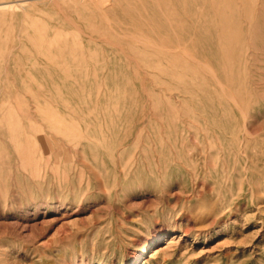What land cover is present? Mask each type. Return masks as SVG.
Returning a JSON list of instances; mask_svg holds the SVG:
<instances>
[{
	"label": "rangeland",
	"instance_id": "374dc122",
	"mask_svg": "<svg viewBox=\"0 0 264 264\" xmlns=\"http://www.w3.org/2000/svg\"><path fill=\"white\" fill-rule=\"evenodd\" d=\"M0 1V264H264V0Z\"/></svg>",
	"mask_w": 264,
	"mask_h": 264
},
{
	"label": "bare ground",
	"instance_id": "6f19581e",
	"mask_svg": "<svg viewBox=\"0 0 264 264\" xmlns=\"http://www.w3.org/2000/svg\"><path fill=\"white\" fill-rule=\"evenodd\" d=\"M16 1V0H15ZM24 1V0H23ZM26 1V0H25ZM219 1V0H218ZM1 2V1H0ZM20 2V1H19ZM57 2V1H56ZM213 2H214V0H213ZM9 3L10 2H2V3H0V8H6L8 5H9ZM12 3V2H11ZM227 3V2H226ZM225 3V4H226ZM235 3V2H234ZM85 4V3H84ZM87 4V3H86ZM211 4V3H210ZM212 4H214V3H212ZM93 5V4H92ZM215 5V4H214ZM213 5V6H214ZM223 5V4H222ZM96 6V5H95ZM227 7V6H226ZM219 8V7H218ZM225 8V7H224ZM95 9V8H94ZM101 9V8H100ZM231 8H229L228 9V11L230 10ZM86 10V9H85ZM95 11H97V10H95ZM224 12H225V9H224ZM100 13V12H99ZM234 13V12H233ZM103 14V13H102ZM230 14V13H229ZM104 15V14H103ZM227 15V14H226ZM225 15V16H226ZM224 16V17H225ZM227 17V16H226ZM228 18H229V16H228ZM230 19V18H229ZM225 20H226V18H225ZM229 21V20H228ZM228 23V22H227ZM236 23V22H235ZM229 25H231V24H229ZM221 26H222V24H221ZM227 28H229V27H227ZM226 28V29H227ZM225 30V29H224ZM229 30H230V28H229ZM227 31V30H226ZM230 32V31H229ZM228 32V33H229ZM223 33H225V32H223ZM238 34H240V33H238ZM218 35V34H217ZM216 35V36H217ZM227 35V34H226ZM225 35V36H226ZM231 36V35H230ZM233 37V36H232ZM235 37V36H234ZM236 37H239V36H236ZM217 38V37H216ZM224 38V37H223ZM222 38V39H223ZM231 37H229V39H230ZM225 39V38H224ZM228 39V38H227ZM225 42V41H224ZM232 42V41H231ZM250 42V41H249ZM219 43V42H218ZM232 44H233V42H232ZM219 45V44H218ZM217 45V46H218ZM223 45V44H222ZM228 45V44H227ZM241 45V44H240ZM230 46V45H229ZM220 47V46H219ZM221 48V47H220ZM232 48V47H231ZM221 49H224V50H226L225 49V47L224 48H221ZM228 49V48H227ZM180 50V49H179ZM230 50V49H229ZM232 50V49H231ZM240 50V49H239ZM247 50V49H246ZM180 51H182V50H180ZM226 52H227V50H226ZM233 54V53H232ZM182 55H183V53H182ZM185 55V54H184ZM228 55H229V52H228ZM245 55V54H244ZM228 57V56H227ZM232 57V56H231ZM229 59V58H228ZM228 61V60H227ZM233 62V61H232ZM240 62V61H239ZM244 63V62H243ZM230 64V63H229ZM245 64H246V62H245ZM234 66V65H233ZM250 67V66H249ZM230 68H231V66H230ZM233 68V67H232ZM230 71H231V69H230ZM243 73H244V71H243ZM246 73V72H245ZM233 74V73H232ZM244 77V76H243ZM247 77V76H246ZM232 78V77H231ZM253 79V78H252ZM245 82V81H244ZM252 83V82H251ZM245 86H247V85H245ZM243 87H244V84H243ZM245 90H246V88H245ZM249 93V92H248ZM251 94V93H250ZM255 94V93H254ZM259 94V93H258ZM246 95H248V94H246ZM251 96H252V94H251ZM256 96V95H255ZM249 99V98H248ZM248 101V100H247ZM250 101V100H249ZM248 101V102H249ZM247 103V102H246ZM247 107V106H246ZM252 110V109H251ZM246 111V110H245ZM247 115V114H246ZM245 115V116H246ZM247 116H249V114L247 115ZM244 118V117H243ZM244 120V119H243ZM245 121V120H244ZM261 122V121H260ZM260 124V123H259ZM243 127V126H242ZM244 130H245V132L244 133H246L247 135H249L250 136V132H249V124L248 123H245L244 124ZM243 130V131H244ZM255 132H256V130H255ZM254 134H256V133H253L252 135L254 136ZM244 136H245V134H244ZM256 136V135H255ZM241 153V152H240ZM246 158V157H245ZM229 164V163H228ZM235 165H236V163H235ZM234 166V165H233ZM226 167V166H225ZM226 169V168H225ZM232 170V169H231ZM222 172V171H221ZM233 172V171H232ZM227 179V178H226ZM246 180V179H245ZM229 181V180H228ZM226 182V181H225ZM240 185V184H239ZM201 186V185H200ZM248 187H249V185H248ZM202 188V187H201ZM201 188H199V189H201ZM251 191V190H250ZM199 193V192H198ZM200 195V194H199ZM256 202V201H255ZM195 212V211H194ZM222 213V212H221ZM193 214V213H192ZM199 216V215H198ZM196 217V215H193V219H194V224H195V229L196 230H198V231H203V230H205L206 228H207V226L209 227V226H211L212 224H214V222L215 221H210L208 224H206L205 222H207V219L204 217H202V216H199V217ZM209 216V215H208ZM206 224V225H205ZM192 226V225H191ZM213 226V225H212ZM187 227V226H186ZM149 243H151V242H149ZM149 243L148 242H146V244L144 245V247H143V250L144 251H146V249L148 248V246H149ZM169 243H171V241H169ZM151 245H152V243H151ZM143 252V251H142ZM146 253V252H145Z\"/></svg>",
	"mask_w": 264,
	"mask_h": 264
}]
</instances>
